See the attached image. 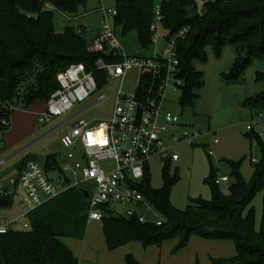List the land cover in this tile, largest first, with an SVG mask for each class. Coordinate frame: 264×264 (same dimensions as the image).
I'll use <instances>...</instances> for the list:
<instances>
[{"label":"trees","instance_id":"obj_1","mask_svg":"<svg viewBox=\"0 0 264 264\" xmlns=\"http://www.w3.org/2000/svg\"><path fill=\"white\" fill-rule=\"evenodd\" d=\"M117 14L114 25L118 35L134 31L143 49L153 45L150 29L154 17V0H113ZM88 0H0V141L9 127L14 106L24 108L38 100L45 103L59 88L57 75L72 64L83 62L91 69L97 63L117 61L87 50L88 30L65 26L61 32L54 28V11L69 20L89 12ZM162 26L170 38L177 30L188 27L184 37L177 39V77L181 80V105L193 98V90L202 86V75L194 62H205V49L211 46L219 57L227 45L235 46L233 67L223 78L238 82L253 59L264 58V0H211L198 10L196 0H159ZM98 32V31H97ZM96 32V34H97ZM95 34V35H96ZM94 37V36H93ZM92 37V38H93ZM97 89L107 82L103 71L95 70ZM256 81L264 84V74L257 73ZM149 84L141 79L137 96L145 99ZM242 108L255 113L264 112V90L244 100ZM260 149L259 161L253 162V174L246 182L241 173V160H227L229 178L233 181L226 193L215 183L216 172L211 166L206 182L211 199H195L185 210L171 205L169 193L178 178L177 171L169 172L166 161L162 168L163 185L153 189L146 170L141 190L163 216V223H140L112 214L102 221L108 250L129 242L144 247L176 240L174 252L186 247L193 236L213 240H232L236 254L231 258H211L208 264H264V200L261 225L255 229L252 199L264 188V143L254 131ZM30 158L25 156L21 172ZM47 162L55 164L48 155ZM13 195L0 193V209L12 205ZM126 264H141L132 254ZM0 264H79L72 251L59 238L50 223H38L28 229L10 227L0 234ZM195 264H202L196 262Z\"/></svg>","mask_w":264,"mask_h":264},{"label":"rangeland","instance_id":"obj_2","mask_svg":"<svg viewBox=\"0 0 264 264\" xmlns=\"http://www.w3.org/2000/svg\"><path fill=\"white\" fill-rule=\"evenodd\" d=\"M156 3L159 0H154ZM198 10L202 8L203 0H196ZM113 0H88L86 9L89 11L72 20L66 18L58 11H54V28L61 32L65 26L74 28L84 27L88 30V39L95 36L99 30L103 18L102 7H113ZM165 34V31L158 29V35ZM123 46L124 53L128 56L151 57L154 53L163 49L164 41L158 38L156 44L148 49L139 46L136 33L132 31L126 36L118 35ZM206 61L194 62V68L202 75V86L193 90V98L190 103L181 105V89L174 92L170 85L166 89L162 112L171 111L178 115L179 122L188 128L202 129L206 135L198 140L196 144H180L174 148L178 153V160L169 163V172L173 174L176 170L178 178L172 185L169 193V200L172 206L179 210H185L192 200L211 199L210 187L206 182L211 166L216 176H227V181H221L219 189L226 193L233 181L229 178V166L227 160H241L240 173L243 179L250 181L253 174V159L259 161L261 154L255 138L247 136L252 132H264V112L255 113L242 108L241 104L250 96L264 90V84L256 81L257 73L264 74V58L253 59L246 68L243 78L238 82H229L223 78L233 67L236 57L235 46L227 45L223 53L217 57L212 47L205 49ZM138 73L135 69L128 72L125 79H107L103 87L86 101L77 104L69 113L51 118L47 122H39L38 116L45 111V101L38 100L24 108L19 102L14 106L9 119V127L4 132L0 142V164L3 176L8 178L14 174L16 164H23V158L28 156L44 165L47 156L51 155L57 166L62 168L65 163L63 153L65 149L60 143L61 136L68 130V124L77 119H84L92 123L108 119L113 110L115 94L119 88L127 94H131L137 84ZM99 94L104 97L96 101ZM79 112V113H78ZM74 113H78L67 124L65 120ZM256 122L250 128L249 124ZM180 127V131H181ZM176 128H170L164 132L163 138L170 145L169 134L175 132ZM217 139V142L214 140ZM21 151V152H20ZM165 161L160 158H153L148 161L149 183L153 189H159L163 185L162 168ZM49 171V176L57 182L62 178L59 170ZM71 181L72 187L65 193L72 190L77 191L78 196L72 198V208L66 209L72 215V220L65 221L64 232L61 234L63 243L69 244V249L78 258L79 264H117V248L108 250L102 230V221L88 224L81 221L86 217L87 202L82 192L83 183L78 184V179L70 173L65 172ZM61 176V177H60ZM60 177V178H59ZM6 189L7 186L2 184ZM24 197L23 191L18 188L17 194L13 195L12 205L7 209H0L1 216L9 221H15L10 227L14 229H28L26 211L29 206L21 204ZM264 188L259 189L252 199L251 206L254 207L255 229L259 230L263 213ZM157 214L150 213L149 218L154 219ZM87 219V218H86ZM74 226V227H73ZM72 227L75 229L72 230ZM134 242V241H133ZM137 256L142 264H188L193 261L200 262V256H214L213 258H231L236 254V247L232 240H213L199 237H192L186 247L174 252L175 239L163 241L160 245L144 247L140 242ZM119 249V248H118ZM136 259L137 257L130 252ZM110 255V257H109ZM125 262V255H123Z\"/></svg>","mask_w":264,"mask_h":264},{"label":"built area","instance_id":"obj_3","mask_svg":"<svg viewBox=\"0 0 264 264\" xmlns=\"http://www.w3.org/2000/svg\"><path fill=\"white\" fill-rule=\"evenodd\" d=\"M211 0H203V4ZM103 18L97 34L88 39L89 53L102 54L117 61L97 63L96 69L86 72V64L75 63L57 75L59 88L51 94L45 105V111L38 116L39 122H47L53 117L69 113L77 104L89 99L97 90L95 70L103 71L106 78L121 82L128 72L135 69L138 73L135 90L127 94L118 89L115 94L111 116L106 120L92 123L77 119L68 124L78 113L69 116L65 122L68 130L61 136L60 143L65 149V163L59 170L62 178L55 182L49 171L56 170L55 164L49 167L35 160L27 162L25 168L15 176L7 179L12 190H7L0 182V193L14 195V188H20L24 197L21 204L33 207L43 197H50L56 192L72 186L71 179L65 175L70 173L84 184L83 193L87 202L88 221H101L112 214L140 223L161 225L162 214L145 197L141 187L148 161L160 158L166 161H177L178 153L174 148L180 144L193 145L207 133L202 129L188 128L180 124L179 117L171 111L162 112L166 89L172 86L174 92L181 89V80L177 77L178 56L176 41L185 36L188 27L177 30L170 38L162 26L160 3L154 4V17L150 29L152 43L156 44L160 37L164 41L163 49L151 57L128 56L117 36L114 18L115 7L101 8ZM158 29L165 34L158 35ZM149 84V93L145 99L137 96L136 88L141 79ZM104 94H99L96 101ZM256 122L250 123V128ZM180 127L181 131L179 130ZM176 128L169 134L170 145L165 142L163 133ZM264 143V132L257 133ZM217 142V139L214 140ZM253 162H257L253 159ZM61 177V176H60ZM59 177V178H60ZM227 176H216L215 183L227 181ZM150 213L157 214L154 219ZM15 221L4 220L0 225V234L6 233ZM28 224H24L26 228Z\"/></svg>","mask_w":264,"mask_h":264},{"label":"crops","instance_id":"obj_4","mask_svg":"<svg viewBox=\"0 0 264 264\" xmlns=\"http://www.w3.org/2000/svg\"><path fill=\"white\" fill-rule=\"evenodd\" d=\"M2 137H1V141H2ZM28 161H30V160H28ZM47 161L48 160L46 159L43 166L48 168L52 161H50L49 163ZM18 164H20V162ZM18 164H16V166H15L14 174L10 175L9 177L15 176L19 173L20 168H19ZM54 167L57 169L56 164ZM0 169H1V164H0ZM3 174H4L3 171H0V182L2 184H4L5 186H7V188H8L7 190H12V188L7 184V179L9 177L5 178L3 176ZM71 187H68V188H71ZM68 188L63 189L61 191H58L50 197H43L39 204L34 205L33 207H29V209L26 211V217L29 218L27 220L29 227L33 224H38V223H50L55 227L57 233L59 234V238L62 241V239H61L62 235L61 234L64 232L65 225H67L65 221H68V219L72 220V215L69 212H67L66 209H68L70 207L72 208L73 203H72L71 197L78 196L77 195L78 193L75 190H72L70 192V194L65 193L66 190H69ZM17 189H18L17 187L14 188V191L16 192V194H17ZM5 209H7V208H5ZM81 218H82L81 221L82 220H83V222L87 221L88 224L96 222V221L89 222L87 214H86V217L82 216ZM1 219L3 220L2 221V224H3L4 220H6V219H4L3 216H1ZM73 227H72V230L74 231L75 229ZM193 237H195V236H193ZM134 242H129L125 245L118 247L119 249L117 248V250H119V251H117L118 253H116V255H114L117 258V261H116L117 264H126L123 261V255H125V257H126L127 254H131L130 252H133V254L137 257V260L139 262L141 261V259L137 256V254H138L137 251L139 250L138 244L134 243ZM62 243H63V241H62ZM64 244L67 247H69V244H67L65 242H64ZM211 255L206 256V254H204L202 257L200 256V263L208 264L210 259L214 257ZM109 257H110V255H109ZM192 263H193V261L191 263H188V264H192Z\"/></svg>","mask_w":264,"mask_h":264},{"label":"water","instance_id":"obj_5","mask_svg":"<svg viewBox=\"0 0 264 264\" xmlns=\"http://www.w3.org/2000/svg\"><path fill=\"white\" fill-rule=\"evenodd\" d=\"M85 68H86V72H88L89 71V67L86 65Z\"/></svg>","mask_w":264,"mask_h":264}]
</instances>
